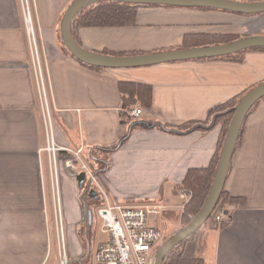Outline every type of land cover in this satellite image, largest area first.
Masks as SVG:
<instances>
[{
    "label": "crops",
    "instance_id": "obj_1",
    "mask_svg": "<svg viewBox=\"0 0 264 264\" xmlns=\"http://www.w3.org/2000/svg\"><path fill=\"white\" fill-rule=\"evenodd\" d=\"M29 1L39 67L20 0H0V264H57L40 83L56 146L81 147L92 167L106 163L99 151L110 152L100 177L115 201L166 207L177 203L170 201L187 171L210 163L221 129L216 124L174 133L153 125L204 121L210 109L264 81V47L245 50L241 60L93 68L63 45L62 18L77 0ZM70 32L85 51L140 56L185 49L186 36L264 37V12L150 5L136 9L131 26H80L71 20ZM193 47L203 46L186 48ZM127 81L149 85L152 99L146 108L133 107L142 109L141 116L127 119L136 126L124 139L128 125L121 120L119 84ZM57 156L64 240L69 261L75 262L87 252L80 225L88 237L93 221L82 206L83 189L64 165L67 153L59 150ZM223 189L238 202L227 207L221 226L206 231L200 255L207 264H264V97L242 123ZM165 199L168 204L161 202Z\"/></svg>",
    "mask_w": 264,
    "mask_h": 264
},
{
    "label": "trees",
    "instance_id": "obj_2",
    "mask_svg": "<svg viewBox=\"0 0 264 264\" xmlns=\"http://www.w3.org/2000/svg\"><path fill=\"white\" fill-rule=\"evenodd\" d=\"M142 6H150V5L149 4H134V3L115 1V0H102V1H98V2L89 4V5H86L80 8L75 13L72 20H75L80 26H100V27L101 26H131L135 23L136 9ZM200 8H210V7L201 6ZM210 9H214V8H210ZM234 40H236V38L232 36H216V37L206 36V35L192 36V37L186 36L183 40L182 47L184 48L191 47V45L214 46V45L229 43ZM63 45H64V48H66V50L73 56V54L67 49L64 43ZM256 47H259V46L244 48L239 51H235V52L225 54V55H218V56L197 58V59L226 58V59L241 60L243 56V52L245 50L250 49V48H256ZM79 62H81L82 64L89 65L82 61H79ZM89 66L96 68V69L104 68V67L92 66V65H89ZM254 87L250 88L248 91L244 92L243 94H240V96L231 98L213 107L212 109H210V111L208 112V116L204 121H197V122L190 121V122L182 124L181 126H176V127H170V126H166L163 124H162L163 126L160 124L153 125L154 127H160L164 130L171 131L174 133H184V132H188V131H192L196 129H208L216 124H219L220 129H221L218 146H217V149L214 155L212 156L210 163L206 167L190 168L187 171L182 182L180 183V186L182 188L192 192V196L189 202H187L185 205L184 215H183L182 221L180 222V229L178 231L183 229L191 221V218L185 220V218L188 215H192V217H194L201 209L209 193L211 185H212L213 176H214L215 168L217 165L218 157L220 154L221 146L224 141L229 123L231 121L234 108L239 103L241 98ZM119 91H120V95L122 99V102H121L122 118L121 120L123 123L127 124V119L129 118L127 113L134 106L137 105L141 108H146L150 106L151 104V99H152L151 87L147 84L129 82V81L120 82ZM259 100H257L250 107L247 114L258 103ZM127 125H128L127 132L124 136V139L130 135L133 127L136 126V125L131 126L129 123ZM123 141L124 140H122L121 142ZM236 144H237V141H236ZM99 152L103 153L105 151L103 152L99 151ZM106 153L109 154L110 152H105V154ZM107 161H108V158L106 160V163L103 160H100V163L101 162L105 163V165L103 169L100 168V171H96V173L99 174L106 169L108 165ZM100 163H98L100 167L103 166ZM83 198L84 199L88 198L89 202L95 201L93 202L95 207L101 205V201L98 199L97 196L95 197V196H90V195H86L82 193L80 199L82 202V206H84L85 212H86V207H85V203L82 200ZM128 201L135 202L138 200L129 199ZM237 202L238 201L236 199L231 198L226 193V191L222 188L218 201L211 215L205 220V222L201 225L200 228H198L191 235L184 238L182 241H180L175 246H173L165 254L164 259L161 264H207L204 261L203 257L200 255V253L199 254L196 253V246L199 245V242H201V239L203 238L206 231L214 230V229H217V227H219L217 222L215 221V215L218 214L219 212H222L224 216L226 217V215H228V213L226 212L227 207L231 204H236ZM86 259H87V254L84 253L80 258H77L75 262L77 261V264H88V263H84Z\"/></svg>",
    "mask_w": 264,
    "mask_h": 264
},
{
    "label": "built area",
    "instance_id": "obj_3",
    "mask_svg": "<svg viewBox=\"0 0 264 264\" xmlns=\"http://www.w3.org/2000/svg\"><path fill=\"white\" fill-rule=\"evenodd\" d=\"M25 32L33 59L37 64V51L34 29L31 20L29 0H20ZM38 78L42 81L39 74ZM41 110L47 133V144L44 148L48 153L50 174L52 177L54 225L56 231L57 264H69V257L64 240L62 213L58 191L57 152L64 150L65 167L75 176L84 172L85 179L90 182L91 188L96 192L101 205L96 207V214L100 220L101 231L107 235L105 240L99 241L94 249L89 264H153L158 245L164 240L163 228L147 223L150 215H159L158 206L151 204L134 205L126 201H115L98 174L84 157L82 148H69L56 146L50 127V115L47 98L43 85L40 83ZM141 108H132L128 111L129 119L141 116ZM182 197V196H181ZM159 209V210H158ZM224 214L215 215L218 226L224 222Z\"/></svg>",
    "mask_w": 264,
    "mask_h": 264
},
{
    "label": "water",
    "instance_id": "obj_4",
    "mask_svg": "<svg viewBox=\"0 0 264 264\" xmlns=\"http://www.w3.org/2000/svg\"><path fill=\"white\" fill-rule=\"evenodd\" d=\"M102 0H77L65 12L62 18L61 34L67 49L79 61L92 66L99 67H135L146 64L160 63L165 61L197 59L225 55L239 51L248 47H264V37L241 38L229 43L214 46H203L173 50L157 54L140 56H110L100 53L88 52L82 49L73 39L70 32V23L75 13L82 7ZM134 4L164 5V6H182V7H210L231 12L252 14L264 12V1L262 2H236L232 0H115ZM264 96V81L249 92H247L235 106L231 121L229 123L224 141L221 146L217 165L215 168L213 181L209 193L199 210L191 221L180 231L166 240L157 250L154 256L153 264H161L165 254L177 243L195 232L205 220L211 215L221 190L223 188L232 153L244 118L250 107ZM77 186L83 189L85 194L97 196L91 188L90 182L85 179L84 172H78L75 176ZM226 214V212H225ZM160 215L172 222H177L180 210L162 209Z\"/></svg>",
    "mask_w": 264,
    "mask_h": 264
},
{
    "label": "rangeland",
    "instance_id": "obj_5",
    "mask_svg": "<svg viewBox=\"0 0 264 264\" xmlns=\"http://www.w3.org/2000/svg\"><path fill=\"white\" fill-rule=\"evenodd\" d=\"M100 157L102 159L105 158L107 160L108 155H106L105 152H103V153H100ZM96 167H98L99 169L100 168L101 169L104 168V166L100 167L99 165L98 166L97 165H95V166L93 165L94 169ZM98 176L101 179L100 173L98 174ZM176 193H177V198L172 199L170 201V204L173 203V202H177V203H175V204H173L171 206H166V207H161L160 205H155V206H158L160 211L162 209L180 210V215H179V217L177 219V222H172V221H170L168 219H165L164 217H162L160 215V213H159V215H150L148 217L147 223L149 225L159 226V227L163 228V231H164V240H163V242L161 244L158 245V248L164 243V241L168 240L170 237H172L180 229V222L182 221V218H183V215H184L185 205H186L187 202H189V200L191 199V196H192V192L191 191L185 190L181 186H180V188H178V191ZM82 200L85 203V207H86L87 212H89L91 214V216H92V218L94 219V222H95V223H93V226H92V229H91V233H90V235L88 237L85 236V234L83 235V232H82L83 228L80 225V234L82 233V236L86 240V243H87V246H86V251L87 252L85 253V254H87V259L84 261V263H87V261H88V263H90V261L92 260V256H93V252H94L96 244L99 241L105 240L107 238V235L101 231L100 220H99V218H98V216L96 214V207L94 206V203H93L95 201H91L90 200L91 202H89L88 198H85V199L83 198ZM136 200H138V199H136ZM125 201L127 203H129V204H134V205L147 204V203H140V200L135 201V202H133V201L130 202L128 200H125ZM161 202L163 204H168V200H166V199L164 201L161 200ZM189 218L192 219L193 218L192 215H188L185 218V220H187ZM201 242H202V239H201ZM201 242H199V245L196 246V253L197 254L200 253ZM69 264H76V263L75 262H70Z\"/></svg>",
    "mask_w": 264,
    "mask_h": 264
},
{
    "label": "flooded vegetation",
    "instance_id": "obj_6",
    "mask_svg": "<svg viewBox=\"0 0 264 264\" xmlns=\"http://www.w3.org/2000/svg\"><path fill=\"white\" fill-rule=\"evenodd\" d=\"M83 193H84V192H83ZM84 194H85V193H84ZM86 195H88V194H86ZM95 197H96V196H95ZM92 221H93L92 223H95L93 218H92Z\"/></svg>",
    "mask_w": 264,
    "mask_h": 264
}]
</instances>
